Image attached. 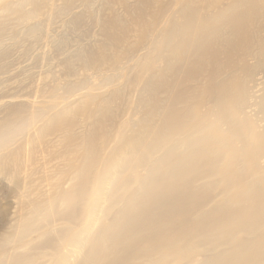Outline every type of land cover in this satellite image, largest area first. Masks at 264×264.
Listing matches in <instances>:
<instances>
[{
    "label": "bare ground",
    "instance_id": "bare-ground-1",
    "mask_svg": "<svg viewBox=\"0 0 264 264\" xmlns=\"http://www.w3.org/2000/svg\"><path fill=\"white\" fill-rule=\"evenodd\" d=\"M57 1L0 0V42L94 4ZM100 2L103 45L74 56L104 91L85 79L74 102L5 106L1 172L21 185L56 143L63 162L0 264H264V0Z\"/></svg>",
    "mask_w": 264,
    "mask_h": 264
},
{
    "label": "rangeland",
    "instance_id": "rangeland-1",
    "mask_svg": "<svg viewBox=\"0 0 264 264\" xmlns=\"http://www.w3.org/2000/svg\"><path fill=\"white\" fill-rule=\"evenodd\" d=\"M93 1L91 10H83L77 2L73 10L56 16L50 15L52 7L46 8L39 19V30L32 35H26L25 28L20 26L7 31L0 42V53L7 52L0 57V122L7 115L5 106L8 103L20 102L33 108L53 103L60 106L66 100L74 102L86 92L84 82L82 89L77 87L85 79L92 82V90L96 93L104 91L97 85L100 77L92 70H86L79 58L74 56L80 51L97 52L103 45L105 33L101 20L107 18V13L97 11L101 0ZM62 3L59 0L56 2L58 6ZM94 10L98 15L92 19L90 15ZM119 11L124 13L121 7ZM77 18L82 22L76 23ZM63 40L67 42L64 47L61 46ZM72 90L74 92L70 93ZM132 97L135 98V95ZM132 114L130 110L123 118ZM85 129L83 120L79 119L77 132L82 133ZM60 149V143L55 144V152L54 146L46 152L39 148L36 162L28 167L31 176L22 177L19 186L15 183L12 168L6 173L0 169V241L16 225L18 218L28 211L23 204L28 196L49 193V176L62 166L63 160L55 158ZM35 155L32 151H25L23 158L34 160Z\"/></svg>",
    "mask_w": 264,
    "mask_h": 264
}]
</instances>
